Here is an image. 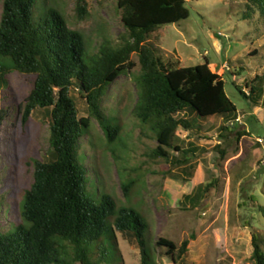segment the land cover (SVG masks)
Wrapping results in <instances>:
<instances>
[{
	"label": "rangeland",
	"instance_id": "1",
	"mask_svg": "<svg viewBox=\"0 0 264 264\" xmlns=\"http://www.w3.org/2000/svg\"><path fill=\"white\" fill-rule=\"evenodd\" d=\"M86 2L88 13L79 19L75 0H37L32 19L37 21L54 7L68 28L83 35L87 52L93 55L104 41L116 44L124 27L117 0ZM185 5L187 19L158 30L163 55L178 59L181 66L207 61L211 70L221 75L238 120L231 125L219 117L205 122L197 119L190 130L177 129L174 145L179 151L168 149L167 159L152 156L157 145L154 132L132 113L139 73L137 56L132 54L133 69L118 76L102 98L105 113L120 127L118 139L109 143L99 122L90 118L78 158L87 168L92 192L107 193L117 206H131L140 214L146 225V249L156 264H174L164 249L156 247L160 237L177 245L188 240V252L175 264H253L251 232L264 237V219L259 212L264 208V95L260 106H254L238 89L248 94L245 83L264 74V3L263 13L251 4L247 7L246 0H185ZM33 78L8 73L0 106L12 107L13 115ZM69 95L78 116L88 117L79 90L73 86ZM12 120L4 121L0 129V230L10 227L16 218L32 179L34 161H46L50 156L46 110H34L25 126L17 123L13 127ZM226 123L231 128L222 132L219 126ZM192 146L197 151L185 155L182 150ZM185 157L187 161L181 162ZM129 180L134 184L126 198L122 182ZM199 186L206 191L198 203L192 206L183 200L185 194L194 195ZM117 246L121 264H141L140 248L133 237L117 233Z\"/></svg>",
	"mask_w": 264,
	"mask_h": 264
},
{
	"label": "trees",
	"instance_id": "2",
	"mask_svg": "<svg viewBox=\"0 0 264 264\" xmlns=\"http://www.w3.org/2000/svg\"><path fill=\"white\" fill-rule=\"evenodd\" d=\"M36 2H2L0 93L7 86L8 73L15 71L34 78L13 115L12 107L0 106V129L10 117L13 127L17 123L25 126L34 110H46L50 156L46 161H34L30 185L16 210L18 216L15 213L10 227L0 230V264H121L117 233L135 239L141 264H156L146 249V225L140 214L131 206H117L109 194H95L89 188L90 178L78 151L90 118L99 122L109 143L118 139L120 127L105 113L102 98L118 76L133 69L132 54L139 64L135 78L138 98L132 113L154 132L157 145L152 156L167 159L168 149L179 151L174 145L177 129L190 130L197 119L205 122L219 117L232 125L238 120L236 106L225 93L221 75L213 72L207 61L181 66L178 59L163 55L158 30L188 18L185 0H117L124 32L116 44L104 41L93 55L87 52L83 35L68 28L54 7L34 21ZM75 2L78 18L84 19L88 13L86 0ZM263 3L264 0H246L247 7L251 4L261 13ZM73 86L86 101L88 117L78 116L69 95ZM245 87L248 94L242 89H238L239 93L260 106L264 74L247 81ZM219 128L224 132L231 127L226 123ZM196 149L192 146L182 151L188 155ZM218 150L223 156V151ZM185 161L186 157L181 160ZM183 169L188 177L192 176L187 168ZM133 184L132 180L122 182L126 198ZM205 191L199 186L194 195L185 194L183 200L194 206ZM259 212L264 219V208L260 207ZM188 243L184 240L177 245L160 237L155 245L164 249L175 264L188 252ZM251 245L253 264H264V237L251 232Z\"/></svg>",
	"mask_w": 264,
	"mask_h": 264
}]
</instances>
